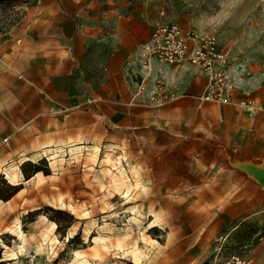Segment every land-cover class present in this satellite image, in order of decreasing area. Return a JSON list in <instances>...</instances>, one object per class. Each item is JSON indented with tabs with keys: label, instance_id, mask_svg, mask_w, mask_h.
I'll use <instances>...</instances> for the list:
<instances>
[{
	"label": "crops",
	"instance_id": "0c3cea01",
	"mask_svg": "<svg viewBox=\"0 0 264 264\" xmlns=\"http://www.w3.org/2000/svg\"><path fill=\"white\" fill-rule=\"evenodd\" d=\"M239 2L219 18L217 44L230 56L235 85L224 103L198 98L207 76L189 64L152 60L151 78L175 95L164 104L148 101L151 78L139 92L138 50L155 22L140 0H39L27 9L23 32L0 34V74L24 77L27 125L65 121L73 133L94 135L109 160L120 157L137 170L148 217L189 223V157L203 160L191 173L206 174L216 143L219 157L241 167L236 174H264V109L235 104L249 97L264 106V7ZM250 186L262 190L264 182ZM250 202L264 207V196Z\"/></svg>",
	"mask_w": 264,
	"mask_h": 264
},
{
	"label": "rangeland",
	"instance_id": "374dc122",
	"mask_svg": "<svg viewBox=\"0 0 264 264\" xmlns=\"http://www.w3.org/2000/svg\"><path fill=\"white\" fill-rule=\"evenodd\" d=\"M239 1L243 0H140L155 21L177 22L199 32L214 31L216 37L221 14L229 7L241 6ZM38 2L27 0L12 8L0 4V34L23 32L27 9ZM263 7L264 0H253L254 10ZM15 39L20 41L18 36ZM23 81L17 71L0 74V239L8 245L0 244L1 264H71L75 251L82 252L88 264H209L233 251L246 256L249 264H264V207L250 204L254 202L251 197L264 196V187L252 190L250 186L257 180L264 182V174H236L241 167L219 157L215 143V150L209 153L212 157L204 159L206 174L191 173L192 164L203 160L189 157V223L163 222L164 217L156 212L158 224L144 229L155 216L148 217L151 209L143 206L147 192L139 190L137 170L120 157L110 158L102 169L121 164L127 172L126 181H113L109 175L103 182L96 181L100 159L109 155L103 143L84 131L73 133L65 121L27 125L28 97ZM77 138L86 146L97 144V157H89L84 147L81 155L71 158V140ZM49 143L52 145L42 147ZM53 155L58 159L55 167L50 165ZM4 161L17 163L25 178L22 166L30 176L36 168L39 174L27 184H13L2 171ZM240 182L243 189L237 187ZM130 206L140 213L139 228L134 224L129 229ZM94 218L96 224L86 235L85 223ZM50 221L56 223L50 234L54 238L45 241L39 232ZM105 221L114 228H101ZM15 223L25 233L28 246L23 250L17 246L20 240L15 234L6 230ZM127 229L129 233L118 242L117 236ZM257 231L262 238L258 233L253 236ZM99 235L109 237L104 245L95 240Z\"/></svg>",
	"mask_w": 264,
	"mask_h": 264
},
{
	"label": "built area",
	"instance_id": "2783aa9c",
	"mask_svg": "<svg viewBox=\"0 0 264 264\" xmlns=\"http://www.w3.org/2000/svg\"><path fill=\"white\" fill-rule=\"evenodd\" d=\"M141 80L137 87L144 91L150 80L152 60L178 66L193 65L204 71L207 83L198 96L201 100L224 103L229 99L235 85L229 78L230 56L227 51L218 47L214 31H189L177 22L155 21L148 40L140 44L138 50ZM175 95L160 78H151L147 99L156 105H162ZM240 110L255 112L264 106L254 103L245 97L235 102ZM258 237L262 238L260 232ZM209 264H249L248 258L239 252H228L224 258H215Z\"/></svg>",
	"mask_w": 264,
	"mask_h": 264
},
{
	"label": "bare ground",
	"instance_id": "6f19581e",
	"mask_svg": "<svg viewBox=\"0 0 264 264\" xmlns=\"http://www.w3.org/2000/svg\"><path fill=\"white\" fill-rule=\"evenodd\" d=\"M71 142H72V145L70 148V153L72 154L71 158L76 159L78 155H81V152L84 149V147H86V149L88 150L89 157H91V158L97 157L98 152H99V147L97 144L86 146V145L82 144L83 141H81L79 139H73V140H71ZM50 145H52V144L49 143V144L42 146V147L45 148V147L50 146ZM108 161H109V155L108 154L103 155L102 158L100 159V168L97 169V171L95 172L94 179L96 181L103 182L105 175H109L110 177H112L113 181L121 179L125 182L126 181L125 178L127 177V172L121 164H116L113 166V168L102 169L103 165H105V163H107ZM57 162H58V159H57L56 155H53L51 157V161H50L51 167H55ZM2 171L6 174V177L13 184H18V183H23V184L26 183L27 184V182L32 181L39 174V171H38V172L33 173L31 176H29V178H25L23 176L22 171H21L20 167L18 166V164L17 163L15 164L12 161H4ZM58 201L61 205L64 204V200L62 197H60ZM69 206L72 208L71 205H69ZM130 211L132 212V216L129 217V219H128V221L131 225L129 229H131V227H133L134 224H136L137 227L139 228L141 225L140 213L135 208V206H130ZM158 221H159L158 217L155 216L152 220H148V224L143 226L142 228H144V229L151 228V227L157 225ZM86 222L87 223H85L86 225H85L84 231L86 232V235H87L90 227H92L96 224V219L95 218L90 219L89 221H86ZM55 226H56V223L53 221H50L49 224L44 225V227L39 232V235L41 236V238L44 239L45 241H47V240L52 241L54 237L52 238L50 236V234L54 233ZM111 227L114 228V226L111 223H108L106 221L101 226V228H103L104 230L105 229H112ZM129 229L126 230V233L123 232L121 234V236H117L118 242L122 241V239H124L126 237V235L129 233V231H128ZM6 230L14 233L15 236L17 237V239L20 240V244L17 245L20 250L21 249L23 250L28 246L25 239H24L25 233L18 223H15L14 226H8L6 228ZM108 238L109 237H106V235L105 236L99 235L98 237L95 238V240L104 245L105 242L108 240ZM0 244H2L5 247H8V245L4 244L1 241V239H0ZM71 264H88V260L83 256L82 252L75 251V257H74V260L72 261Z\"/></svg>",
	"mask_w": 264,
	"mask_h": 264
},
{
	"label": "trees",
	"instance_id": "16d2710c",
	"mask_svg": "<svg viewBox=\"0 0 264 264\" xmlns=\"http://www.w3.org/2000/svg\"><path fill=\"white\" fill-rule=\"evenodd\" d=\"M22 2H27V0H0V4H2V5H4V6H7V7H13L15 4H19V3H22ZM39 168H36V169H34L33 170V172L35 173V171L37 172V170H38ZM22 170H23V172L25 173V175H26V178H29V174H26V170H25V168H24V166H22ZM14 187L13 188H17V187H15V185H13ZM16 192V190L15 191H13L9 196H6L5 197V199H7V198H9L13 193H15ZM0 195H1V197H2V194L0 193ZM0 256H1V248H0ZM1 261L2 260H0V264H1Z\"/></svg>",
	"mask_w": 264,
	"mask_h": 264
}]
</instances>
